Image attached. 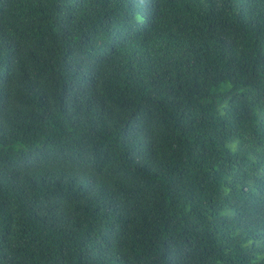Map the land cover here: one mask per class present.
Instances as JSON below:
<instances>
[{
	"label": "trees",
	"instance_id": "trees-1",
	"mask_svg": "<svg viewBox=\"0 0 264 264\" xmlns=\"http://www.w3.org/2000/svg\"><path fill=\"white\" fill-rule=\"evenodd\" d=\"M0 264H264V0H0Z\"/></svg>",
	"mask_w": 264,
	"mask_h": 264
}]
</instances>
